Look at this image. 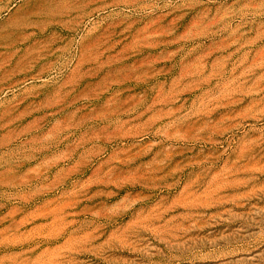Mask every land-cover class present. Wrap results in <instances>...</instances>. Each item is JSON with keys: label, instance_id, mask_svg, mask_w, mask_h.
Here are the masks:
<instances>
[{"label": "rangeland", "instance_id": "1", "mask_svg": "<svg viewBox=\"0 0 264 264\" xmlns=\"http://www.w3.org/2000/svg\"><path fill=\"white\" fill-rule=\"evenodd\" d=\"M0 264H264V0H0Z\"/></svg>", "mask_w": 264, "mask_h": 264}]
</instances>
